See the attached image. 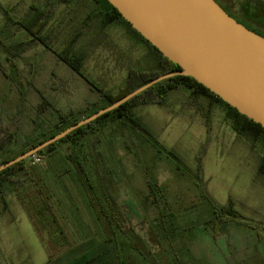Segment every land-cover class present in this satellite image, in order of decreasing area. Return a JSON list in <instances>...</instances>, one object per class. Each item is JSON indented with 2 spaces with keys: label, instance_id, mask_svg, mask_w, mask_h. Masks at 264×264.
I'll list each match as a JSON object with an SVG mask.
<instances>
[{
  "label": "rangeland",
  "instance_id": "1",
  "mask_svg": "<svg viewBox=\"0 0 264 264\" xmlns=\"http://www.w3.org/2000/svg\"><path fill=\"white\" fill-rule=\"evenodd\" d=\"M49 1L0 0V132L6 128L7 137L14 130L16 149L34 129L48 127L44 120L58 122L54 108L77 118L103 104L100 92L32 34L48 36L57 51L83 56L84 74L112 94L126 84L130 69L153 70L157 64L156 53L125 24L103 23L94 0L51 6L39 31L24 29L21 22L31 16L33 6L47 9ZM218 1L244 20L240 4L256 0ZM14 65L18 85L8 78ZM166 104L177 113L147 105L136 114L161 150L129 121L94 125L97 133L84 145L86 152H95L111 185L115 199L109 206L120 222L119 244L128 264H264V175L258 173L263 145L233 130L223 104L195 101L181 88L169 93ZM204 114L211 115L209 129ZM59 149L69 151L68 145ZM49 162L44 155L36 170L44 173ZM8 199L11 212L0 214V264H47L46 246L29 216L15 193ZM214 202L232 204L243 219H217ZM83 228L80 221L74 227ZM85 233L67 257L60 262L56 257L51 264H70L86 249L80 245Z\"/></svg>",
  "mask_w": 264,
  "mask_h": 264
},
{
  "label": "trees",
  "instance_id": "2",
  "mask_svg": "<svg viewBox=\"0 0 264 264\" xmlns=\"http://www.w3.org/2000/svg\"><path fill=\"white\" fill-rule=\"evenodd\" d=\"M70 1L72 0H51L47 9L33 6L31 16L25 22H21V25L31 33L36 32V30L39 31L46 24L48 13H52V7L55 8L59 3ZM94 1L99 9H101L100 12L103 14L104 24L122 22L156 53L157 64L155 69H130L126 84L117 94H112L98 86L84 74L82 71L83 56L71 55L70 50L57 51L50 46L48 36L32 34L46 46L47 50L53 52L58 59L64 61L89 86L100 92L99 95L102 98L103 104L91 110L88 115H81L77 118L70 117L71 113L67 115L60 109L54 108L52 112L54 114L52 115L57 117L58 122L53 124L50 120L48 122L44 120V123H47L48 127L44 129L40 126L41 128L34 129L25 138L23 147L19 149H16L19 141L15 133H13L14 130L9 136L4 137L9 133L4 128L0 132V165L48 140L83 118L111 105L157 76L182 71V68L178 64L167 58L157 47L152 45L134 29L108 0ZM240 7L241 14H243L245 19L257 21L262 19L261 16H264V0L242 3ZM225 11L237 21L240 19L227 8H225ZM16 56H19V54L13 53V57ZM8 78L14 85H18L19 78L15 65ZM180 88L189 90L191 97L195 101L205 98L211 105L214 103L223 104L226 107L225 119L233 130L239 136L250 140L253 144H262L264 147V127L261 124L241 114L236 108L222 100L193 77L175 75L156 83L120 107L101 115L91 123L81 126L63 139L38 152L37 154L42 156H49L50 167L48 166L49 168L44 173L38 172L35 166L30 165L31 157L15 163L0 172V214L4 215L11 212L8 195L15 193L46 246L49 256L47 264L55 261L56 257L59 262L62 258L67 257V253L76 247L74 245L80 241V234L84 233V231L86 232V238L82 240L83 242H80V245H86V249L75 258L70 259L68 263L128 264L124 254V247L119 244L122 237L120 222L112 207L109 206L110 202L115 199V196L112 195L111 185L100 170L98 165L99 159H97L95 152L90 149L86 152L84 145L90 136L97 133L93 128L94 125L100 124L102 126L107 122L129 121L145 133L148 136L147 139L158 150H161L159 142L136 119L133 108L140 104L166 105L169 93ZM22 94H25L24 91H22ZM204 117L208 127L211 115L204 114ZM21 119L22 117L17 120ZM39 124L37 123L38 127ZM63 145H68L69 151L60 150L59 147ZM168 153L181 163V159L173 151H169ZM97 155L99 156V154ZM199 166H202L201 157L199 158ZM178 167L182 168L180 164H178ZM258 173L259 175H264V154L260 156ZM214 207L216 209L215 212L217 211V219H220L219 217L221 216L224 218L230 216L231 218L243 219V216L238 213L232 204L229 206H219L214 202ZM78 221L85 228L81 232L78 229H74ZM227 221L225 220V222L221 223L224 224Z\"/></svg>",
  "mask_w": 264,
  "mask_h": 264
},
{
  "label": "water",
  "instance_id": "3",
  "mask_svg": "<svg viewBox=\"0 0 264 264\" xmlns=\"http://www.w3.org/2000/svg\"><path fill=\"white\" fill-rule=\"evenodd\" d=\"M152 45L182 71L157 76L111 105L0 165V172L32 157L156 83L185 75L264 127V37L216 0H108Z\"/></svg>",
  "mask_w": 264,
  "mask_h": 264
},
{
  "label": "flooded vegetation",
  "instance_id": "4",
  "mask_svg": "<svg viewBox=\"0 0 264 264\" xmlns=\"http://www.w3.org/2000/svg\"><path fill=\"white\" fill-rule=\"evenodd\" d=\"M216 1L222 6V4L218 0ZM222 7L224 8V6ZM261 17L262 19L257 20V21H251L250 19H244V20L239 19L238 21H240L243 25H245L246 27H248L255 33L264 37V16H261Z\"/></svg>",
  "mask_w": 264,
  "mask_h": 264
},
{
  "label": "crops",
  "instance_id": "5",
  "mask_svg": "<svg viewBox=\"0 0 264 264\" xmlns=\"http://www.w3.org/2000/svg\"><path fill=\"white\" fill-rule=\"evenodd\" d=\"M147 105H156V104H144V105L140 106L138 109L136 108L137 109V112H135V114H139L140 112L142 113V111L144 110V106H147ZM157 106H159V107H167L169 113H177V111H178V110H175L174 108L168 106L167 104L166 105H163V106L162 105H157ZM189 115H191V114H189ZM116 192H117V190H116Z\"/></svg>",
  "mask_w": 264,
  "mask_h": 264
},
{
  "label": "built area",
  "instance_id": "6",
  "mask_svg": "<svg viewBox=\"0 0 264 264\" xmlns=\"http://www.w3.org/2000/svg\"><path fill=\"white\" fill-rule=\"evenodd\" d=\"M44 160V156L40 154H35L31 157L30 165L31 166H36L40 164Z\"/></svg>",
  "mask_w": 264,
  "mask_h": 264
}]
</instances>
